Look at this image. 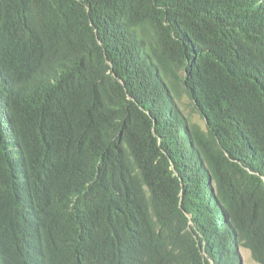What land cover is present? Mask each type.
<instances>
[{"label":"trees","instance_id":"16d2710c","mask_svg":"<svg viewBox=\"0 0 264 264\" xmlns=\"http://www.w3.org/2000/svg\"><path fill=\"white\" fill-rule=\"evenodd\" d=\"M243 249L264 264V0H0V264Z\"/></svg>","mask_w":264,"mask_h":264},{"label":"rangeland","instance_id":"374dc122","mask_svg":"<svg viewBox=\"0 0 264 264\" xmlns=\"http://www.w3.org/2000/svg\"><path fill=\"white\" fill-rule=\"evenodd\" d=\"M190 113H192L193 117L202 122L200 116L198 114H196L195 112H193L191 109H189ZM242 256H243V264H260L258 262H256L253 257L251 256V253L249 252V250L247 249H243L242 250Z\"/></svg>","mask_w":264,"mask_h":264}]
</instances>
